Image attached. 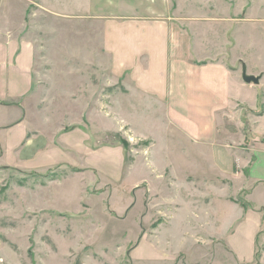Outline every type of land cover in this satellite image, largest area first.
Instances as JSON below:
<instances>
[{"label":"crops","instance_id":"0c3cea01","mask_svg":"<svg viewBox=\"0 0 264 264\" xmlns=\"http://www.w3.org/2000/svg\"><path fill=\"white\" fill-rule=\"evenodd\" d=\"M34 2L58 18L78 20V26L93 30L88 37L81 33V38L92 42L87 56L97 66L92 69L94 76L107 77L108 86L122 84L132 103H161L165 109L157 115L165 112L180 129L184 125L183 137L192 146L175 152L176 160H160L153 136L151 162L157 179H170L166 173L172 169L184 171L182 177L194 195L190 233L196 250L206 259L216 256L213 264L254 262L259 249L264 252V52L257 43L253 42V52L244 55V38L238 31L236 36L233 33V46L221 48L219 59L207 56L205 49L197 50V43L205 40L195 33L201 25L176 15L172 0ZM70 53L80 60L86 56L83 50ZM35 55L30 38L0 41V108L17 104L23 110L15 120L0 122V166L43 172L67 165L79 173L93 170L118 180L124 170V150L89 144L83 116L64 115L55 123L50 105L75 100L78 94L62 88L72 82L68 78L48 77L49 85L55 86L43 89L45 79L34 70ZM255 64L261 68L257 70ZM244 69L248 75L260 76L259 82H246ZM60 72L74 74L68 69ZM75 72L79 87L84 70ZM134 131L141 138L150 137L141 128ZM135 166L131 164L128 171L131 190L138 187L132 179ZM142 166V181L155 180L150 164ZM172 180L176 193L182 194L186 183ZM171 202L162 204L164 221L158 232L175 218L165 208ZM172 204L176 209L181 206Z\"/></svg>","mask_w":264,"mask_h":264},{"label":"rangeland","instance_id":"374dc122","mask_svg":"<svg viewBox=\"0 0 264 264\" xmlns=\"http://www.w3.org/2000/svg\"><path fill=\"white\" fill-rule=\"evenodd\" d=\"M172 1L182 20L201 25L195 33L205 40L197 43V50L205 49L207 56L219 59L221 48L233 46V33L236 36L238 31L244 38V55L253 52L254 43L264 52V0ZM82 27L78 20L66 21L44 11L34 0H0V41L16 36L32 39L34 70L45 79L43 89L55 86L49 85L48 77L72 80L62 88L78 96L50 105L55 123L65 119L64 115L83 116L89 144L122 147L124 170L117 180L93 170L79 173L67 165L43 172L0 166V264H213L216 256L206 259L193 246L190 213L194 195L182 177L184 171L172 169L166 173L170 179H157L151 162L153 136L160 160H176L175 152L192 146L183 137L184 125L180 129L165 112L157 115L156 111L165 109L161 103H132L122 84L108 86L107 77L94 76L92 69L97 66L87 56L93 50L92 42L81 38V33L88 37L93 30ZM77 50L85 52L84 60L70 56ZM77 68L84 70L79 87L75 84ZM66 69L74 74L60 72ZM0 109V122H11L23 111L17 104ZM135 128L150 137L141 138ZM146 162L154 169L150 175L155 180L142 181L145 172L141 167ZM133 163L132 179L138 187L131 190L127 178ZM174 178L186 183L182 194L176 193ZM167 199L181 206L176 209L172 202L165 206L175 218L158 232ZM251 264H264L261 249Z\"/></svg>","mask_w":264,"mask_h":264},{"label":"water","instance_id":"95a60500","mask_svg":"<svg viewBox=\"0 0 264 264\" xmlns=\"http://www.w3.org/2000/svg\"><path fill=\"white\" fill-rule=\"evenodd\" d=\"M243 77H244V80L246 82H254V83H258L259 80H260V76H253V75H248L246 73V69H244V73H243Z\"/></svg>","mask_w":264,"mask_h":264},{"label":"trees","instance_id":"16d2710c","mask_svg":"<svg viewBox=\"0 0 264 264\" xmlns=\"http://www.w3.org/2000/svg\"><path fill=\"white\" fill-rule=\"evenodd\" d=\"M240 201L242 202V204H244V206H246V207L250 206L248 203L244 202L243 199H241V198H240Z\"/></svg>","mask_w":264,"mask_h":264}]
</instances>
